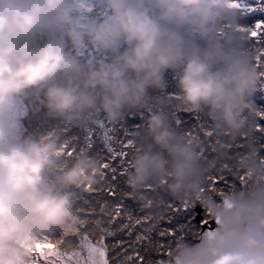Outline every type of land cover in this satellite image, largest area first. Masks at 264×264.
Returning <instances> with one entry per match:
<instances>
[{
  "label": "clouds",
  "instance_id": "clouds-1",
  "mask_svg": "<svg viewBox=\"0 0 264 264\" xmlns=\"http://www.w3.org/2000/svg\"><path fill=\"white\" fill-rule=\"evenodd\" d=\"M63 4L0 0V264H26L28 253L18 241L29 235L78 231L75 190L97 183L94 155H77L70 167L49 175L58 137L50 134L39 142L14 136L8 115L26 93L39 96L50 117L82 128L98 116L118 122L126 111L143 107L149 90L166 87L164 76L171 71L176 75L177 110L207 115L234 140L251 134L258 72L239 33L226 28L222 38L216 36L218 25L234 24L226 0H105L111 19L86 32L67 31L66 48L54 38L34 44L41 19L58 18ZM148 5L158 18L149 15ZM82 42L94 44L110 59L82 63L74 54ZM135 140L139 150L131 156L125 180L130 195L139 198L146 184L161 178L167 179L170 198L195 195L205 165L198 145L176 130L172 117L150 113ZM244 151L247 159L240 169L251 176L243 190L225 194L234 196L237 207L224 209L216 201L221 204L217 229L223 244L207 264H264V249L244 244L246 236L264 241V229L243 211L264 202V168L255 144L245 142ZM12 207L18 219L9 214ZM89 223L90 230L97 228L94 221ZM229 232L236 235L229 237ZM202 244L201 237L195 245H176L169 264L177 256L182 264L195 261Z\"/></svg>",
  "mask_w": 264,
  "mask_h": 264
},
{
  "label": "snow or ice",
  "instance_id": "snow-or-ice-1",
  "mask_svg": "<svg viewBox=\"0 0 264 264\" xmlns=\"http://www.w3.org/2000/svg\"><path fill=\"white\" fill-rule=\"evenodd\" d=\"M226 6L232 11L234 24L221 25L216 29V36L222 38L226 28L239 33L247 53L254 54V64L258 72L257 83L252 95L254 111L251 134L246 132L243 135L245 142L250 141L256 145L258 143L257 134H260L259 139H264V107H257L254 103V94L257 91L264 94V0H226ZM110 19L109 11L105 7V0H64L58 18L53 14L41 19V22L36 26L33 43L38 44L46 38H54L60 41L62 47L66 48L64 37L67 31L74 34L86 32L96 23L107 22ZM69 54H72L71 51ZM74 54L80 59H86L87 64L105 62L108 58L94 44L84 42ZM166 99L171 106L178 97L176 94H169ZM262 102H264V96H262ZM179 111L171 112L173 126L189 143L195 142L198 145V154L205 165L202 173L203 180L195 185V195H185L180 199L170 198L166 191V178H161L156 183L146 184L139 198L130 195L120 187L121 178L127 175L130 170V161L127 159L130 154L129 150H139L135 135L142 124H133L129 127L123 123V118L118 122H111L98 116L96 120L83 126L78 135L69 136L70 129L65 127L63 132L66 138L60 143L59 150L55 153L57 159H68L77 155L94 153L97 158L98 171L94 170L92 175L97 177V183L82 185L75 190L74 208L78 213L79 229L73 233L75 243H67L63 239L69 233L65 231H53L51 235L44 233L29 235L18 241L19 247L24 248L28 253L26 264H111L106 240L115 236L116 233L101 227V225L105 218L111 225L121 216L122 210L126 207L123 197L139 201L141 216L135 219L134 223L146 227H144L143 233L137 235V242L150 241V234L156 225L164 219V214L168 211L183 213L185 220L190 223L196 218V208L200 205L205 213V217L200 220L201 226L209 223L208 218L213 219L216 225H221L222 218L219 213L221 204L216 203L212 193L221 196L224 209L237 207L234 196L225 195L216 185L218 180L224 179L223 173L237 170L244 164L247 157L240 151H233L242 148L243 145L237 144L236 140L232 138L229 139V134L214 120L211 124L199 122V116H197L198 125H193L192 128L185 131L187 122L180 116ZM23 115H26V110L20 111L14 105L8 115L10 127L15 128L16 121ZM137 115L141 121L145 119L143 112L137 113ZM257 117L258 120L255 119ZM198 132L203 133V139ZM260 149H264V144L260 145ZM257 155L260 165L264 168V151L257 149ZM61 170L62 167L50 169L54 173ZM250 176L249 172L238 178L242 185L247 186ZM105 195L112 199H104ZM241 195L243 194L241 193ZM213 209H217V211L214 212ZM243 211L253 214L260 227L264 229V202L255 207L244 208ZM9 214L13 219L19 218V212L15 207L9 209ZM127 216L129 220L133 219L130 210L127 212ZM89 221H94L96 229H99L101 233L95 241L89 235V229L92 227ZM160 235L171 236L173 231L165 229L160 232ZM228 235L234 237L236 233L229 232ZM57 236L60 239H57ZM182 239V237L178 239V247L181 246L180 240ZM202 240L203 244L198 247L196 252V260L190 261L189 264H207V261L217 254L223 244V238L217 228L215 230L208 228L203 231ZM244 244L249 248L264 249V241H257L252 237H244ZM167 255L172 257V251L169 250ZM134 257L138 264H143L144 258L139 255L138 251L134 252L133 256H127L126 264H133ZM159 264H164V262L160 261ZM174 264H182L179 256L175 258Z\"/></svg>",
  "mask_w": 264,
  "mask_h": 264
},
{
  "label": "trees",
  "instance_id": "trees-1",
  "mask_svg": "<svg viewBox=\"0 0 264 264\" xmlns=\"http://www.w3.org/2000/svg\"><path fill=\"white\" fill-rule=\"evenodd\" d=\"M148 10H149L150 16H152L153 18H158V12L156 9L148 5ZM220 26L221 25H218L217 28ZM185 35L188 36L189 38H192L191 34L185 33ZM109 59L110 57H108L107 60H105V62H107ZM81 60H82V63L87 64L86 59H81ZM164 79L166 81V87L164 89L157 90V91L149 90L147 102L143 107L138 108V109L129 110L124 113V116H123L124 124H126L129 127H131L133 124H142L143 121H141L139 116L137 115V113H140V112H143L145 114V118L150 113L156 112V111L164 112L169 117H172L171 112L177 110L175 107L176 101H173L170 106L166 97L169 94H173L174 92L177 93L178 91L176 88V84H175L176 75L173 72L168 71L165 73ZM150 93L153 95H151ZM32 96L33 94L26 93L25 95L21 96L17 102H20L23 108L25 107L26 111H28V109L33 110L34 107H37V106H35V103L31 101ZM254 96H255L254 103L257 105V107H264V102H262V96H264V94H261L259 91H257L254 94ZM39 108H40V111L33 114V117L39 115V116H42V118H44L45 116L48 115L43 109L42 104L40 105ZM179 114L184 119V121L187 122L185 131L192 128L193 125H198L197 116H199L200 118L199 122H207L208 124L212 123V119L202 113L184 112L180 110ZM23 118L24 117H19V119L17 120V129L19 133H21L22 139L27 137L35 141L43 142L48 139V138H45L47 136H45L44 134L50 133V134L56 135L59 141L63 142L66 138L65 133L63 132V129L65 127H68L70 129L68 133L69 136L80 134L81 128L69 127L57 119V122L60 124L58 125L56 121L52 119V117L48 119L47 123H41L42 118L41 119L39 118L38 119L39 122L35 126L28 125L25 120L23 122ZM255 119L258 120L259 118L257 117ZM252 120H253V117H252ZM14 133H16V129ZM198 134L201 136V139H203V133L198 132ZM259 135L260 134H257L258 143L255 146L257 147V149L264 151V149H260V145L264 144V139H259ZM214 139L215 137L213 138V140ZM236 143L242 144L243 147L239 149H235L233 151H240L244 155H246V152L244 151V144H245L244 138L243 137L238 138L236 140ZM78 150L79 148L77 147V151ZM129 152L130 154L127 157V159L130 161L131 156L134 151L129 150ZM90 155H94V153ZM73 162H74V158L56 159L55 167L56 168L70 167ZM54 174L56 173L49 171V175H54ZM223 175H224V179L222 181L218 180V183L219 184L231 183V185H229L230 187L229 186L226 187V185H224L225 187L223 188H225L224 189V191L226 192L225 194H230L233 189L243 190V188L245 187L244 185L241 184L238 178L239 176H245V173L242 169L239 168L237 170H233L232 172H225L223 173ZM245 178L248 179L247 177ZM125 180H126V175L121 178L120 187L125 189L128 193H130L131 189L126 185ZM96 186L99 187L100 185H96ZM104 199L110 200L112 198L107 197L105 195ZM123 200H124V204L126 205V207L122 210L121 216L117 218V220L111 225L108 224L107 219L105 218L103 224L101 225V227L107 228L110 231H113L116 233L115 236L110 237L106 240V243L109 247V260L111 264H126L127 256H133L134 252L136 251H138L139 255L144 258L143 264H147L148 260L154 259L153 258L154 256H158L161 253H168L169 250L173 251L177 245L176 244L177 238H180V237L183 238L182 240H180V243L188 242L187 244L192 245V243L194 242V239H192L191 236H188V237H191V239L187 238L186 234L189 235L188 233V228H189L190 234H192L193 236L194 233L195 234L197 233L199 226L196 225L193 220L190 223L187 220H185L183 213H179V212L173 213L171 211L166 212L164 214V219L159 224L156 225V227L150 234L151 235L150 241L144 240V241L137 242L136 241L137 235L143 233L144 227H146V226H141V225H135L134 223L135 219L140 218L141 216V212L139 210V201L138 199H132L130 197H123ZM216 201L220 202V199L217 197ZM129 210L133 214L132 220H129L127 216V212ZM97 211H99V209H97ZM203 217H205V215H203ZM125 225H128V227H125ZM181 225H183V227H181ZM165 229L169 231H173V235L161 236L160 232L164 231ZM129 233H131V235H129ZM100 234L101 233L99 229H94V230L89 229V235L91 239L97 240ZM57 239H60V237L57 236ZM63 239L67 243H75V236L73 233H68L67 236L63 237ZM155 244L156 246L154 247ZM133 264H138V262L135 260V257L133 260Z\"/></svg>",
  "mask_w": 264,
  "mask_h": 264
},
{
  "label": "rangeland",
  "instance_id": "rangeland-1",
  "mask_svg": "<svg viewBox=\"0 0 264 264\" xmlns=\"http://www.w3.org/2000/svg\"><path fill=\"white\" fill-rule=\"evenodd\" d=\"M171 89V88H170ZM169 89V90H170ZM176 92H174L173 94H175ZM151 94V93H150ZM151 95H153V94H151ZM31 99V98H30ZM31 101H33V103H35V106H37V107H34V109L32 110H30V109H28V111H26V115H23V116H21V117H24L23 118V122H24V120L27 122V124L28 125H30V126H35L38 122H39V118L41 119L42 118V116H39V115H37V116H35V117H33V114H35V113H37V112H39L40 111V105L42 104V100H41V98L39 97V96H37V95H33L32 96V100ZM17 109H19L20 111H25V107L23 108V106L20 104V102H17ZM49 118H51L49 115H47V116H45L44 118H42V122L41 123H47L48 122V119ZM53 120H55L56 121V123L58 124V125H60L58 122H57V119H54V118H52ZM21 120V119H20ZM22 121V120H21ZM45 126V125H44ZM15 129H16V133H14L15 132ZM13 134L15 135V137L16 138H19V139H22V137H21V133H19V131H18V129H17V121H16V127L13 129ZM50 133H47V134H44L45 136H47V137H45V138H49V135ZM224 185H226V187H228L229 185H231V183H223V184H219L218 182H217V185H216V187L218 188V189H220V190H222L223 192H224V194L226 193L225 191H224V189L225 188H223V187H225ZM241 185V184H240ZM230 187V186H229ZM240 190H242V189H240ZM212 196H213V198L216 200L217 199V197L220 199V202H221V196L220 195H218L217 193H212ZM201 208H202V213H201V216L203 217V215H205V213H204V209H203V207L201 206ZM210 219V218H209ZM194 221V220H193ZM195 223V222H194ZM197 225V224H196ZM198 226H199V229L197 230V233L195 234H193V236H192V234H190V229L188 228V233H189V235H187L186 234V237L187 238H190L191 239V237H192V239H194V242L192 243V245H195V244H197V243H199L200 242V240L198 241V238H199V231H200V223L198 224ZM205 230H207V229H205ZM204 230V231H205ZM213 230H215V229H213ZM188 236H191V237H188ZM201 237H202V234H201ZM178 239L179 238H177V240L176 241H178ZM93 241H95L94 239H92ZM186 243H188V242H186ZM177 244V243H176ZM191 245V244H190ZM156 246V244L154 245V247ZM155 249V248H154ZM153 249V250H154ZM154 259H151V260H148V263L147 264H159V262L160 261H163L164 262V264H169V261L172 259V257H169L168 255H167V253H161L160 255H158V256H154L153 257Z\"/></svg>",
  "mask_w": 264,
  "mask_h": 264
},
{
  "label": "water",
  "instance_id": "water-1",
  "mask_svg": "<svg viewBox=\"0 0 264 264\" xmlns=\"http://www.w3.org/2000/svg\"><path fill=\"white\" fill-rule=\"evenodd\" d=\"M196 218L194 219L195 224H199L200 220L202 218L201 213H202V208L200 205L197 206L196 208ZM218 227V225L215 224V221L213 219H209V223L207 225L201 226L200 224V231H199V238L198 241L201 239V234L203 233V231L205 229L211 228V229H216Z\"/></svg>",
  "mask_w": 264,
  "mask_h": 264
}]
</instances>
